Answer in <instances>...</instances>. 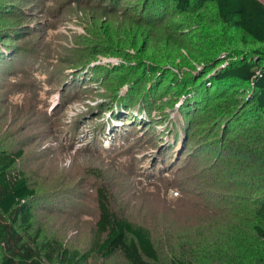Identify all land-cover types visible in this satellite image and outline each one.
Masks as SVG:
<instances>
[{"label": "rangeland", "instance_id": "rangeland-1", "mask_svg": "<svg viewBox=\"0 0 264 264\" xmlns=\"http://www.w3.org/2000/svg\"><path fill=\"white\" fill-rule=\"evenodd\" d=\"M116 1L120 5L111 12ZM134 3L0 0V37L6 36L0 55L10 59L17 49L21 54L0 63V148L24 151L16 168L36 189L34 229L41 227L44 238H57L88 254L97 219L95 191L104 187L117 212L150 230L164 261L173 245L166 235L173 224L199 242L210 240L219 234L217 228H229L230 217L242 215L243 208L251 210L257 197L251 194L254 185L241 177L244 173L209 172L224 157L223 152L217 154L226 125L213 131L210 123L194 126V118L201 123L203 118L197 114L191 119L193 110L187 104L195 92L213 90L201 64L208 61L207 48L215 44L225 66L231 53L226 47L237 46L197 15L177 14L171 0L148 10L153 15L154 9H161V21L149 26L142 21L140 26L141 12L131 11ZM148 14L142 19L148 20ZM175 27L181 29L173 34ZM163 41H169L170 48L147 51L149 43ZM126 68L127 79L118 74ZM117 76L125 80L121 85L114 83ZM191 78L195 87L185 93ZM235 95L223 101L241 98ZM240 115L232 126L243 120ZM183 143L182 156L172 159L171 150H180ZM169 158L176 167L161 174ZM209 191L216 195L214 201L207 199ZM253 222L244 226L248 235ZM121 262L119 256L90 254L86 264Z\"/></svg>", "mask_w": 264, "mask_h": 264}, {"label": "trees", "instance_id": "trees-1", "mask_svg": "<svg viewBox=\"0 0 264 264\" xmlns=\"http://www.w3.org/2000/svg\"><path fill=\"white\" fill-rule=\"evenodd\" d=\"M171 2L177 14L197 15L217 35L228 36L230 44L235 43L237 46L226 47L231 53L228 54L230 61L225 66L223 59L218 58L220 51L213 48L215 44L207 48L208 61L201 64L204 74L210 77L213 90L207 89L203 94L195 92L187 104L193 110L191 119L197 114L203 118V123L194 121V118V126L214 124L213 129L211 126L209 130L213 131L222 124L226 125L223 136L218 139L217 154L222 155L223 152L224 157L221 161L220 158L217 160L220 163L219 167L213 166L209 168V172L216 171L215 176L222 172L229 176L238 171L244 173L241 176L244 177L243 180H248L254 185L251 194H256L257 198L253 208L247 212L244 208L241 209L242 215L237 213L226 221L231 225L225 232L217 228L215 232L219 234L213 239L211 236L210 240L206 237L203 242H199L186 228L183 230L173 224V228L169 227L166 233L173 245L168 259L162 261L150 230L117 212L107 190L104 187L97 188L95 191L97 219L90 232L89 252L81 254L76 247L72 249L65 246L57 238H44L41 227L34 229V202L38 197L37 192L30 185L26 173L16 168L24 151L22 148L15 151L0 148V264H86L90 254L102 259L119 256L122 259L120 264H264V3L260 0H171ZM152 4L164 6L163 0H135L132 5L136 7L131 9L133 13L141 12L138 20L140 26L142 21L144 25L149 26L162 20V15L158 16L161 9H154L153 15L148 14ZM115 5L109 8L111 12L118 9L120 3L116 1ZM144 12L150 16L148 20L142 19ZM179 29L181 28L175 27V30L171 28L173 34ZM198 29L202 30L201 27ZM133 32L145 33L137 30ZM2 38L0 37V43L4 45ZM106 38L113 41L110 34L106 35ZM134 38L137 39L135 36ZM133 42L126 46L131 47ZM216 42L217 40L213 41ZM148 46L150 47L147 51L160 47L167 50L171 45L169 41H163L162 44L155 42L149 43ZM20 55L18 49L13 51L10 59H4L0 55V63L4 62L2 60H6L5 63L12 62ZM166 58L169 59L164 57ZM124 70L118 73L114 69L113 73H122L121 76L127 79V76H130L128 74L130 69ZM122 77L117 76L114 83L121 85L125 81ZM195 84V79L191 78L188 86L190 88L187 87L185 93H189L186 92L188 89L189 91L194 89ZM239 93L241 98H233L228 104L223 101L226 96L235 97V94ZM237 114H241L243 120L232 126L230 122ZM127 120L130 121L129 118ZM189 121L190 117H187L188 125ZM131 124L136 125V122ZM229 126L231 128L228 131ZM185 128L190 132V128ZM223 137L225 141H222ZM182 147L184 149V143L180 150H171L172 159L182 156L180 152ZM166 162L170 164L164 170L161 169L163 170L160 171L161 174L176 167L171 158ZM219 191L225 193L230 190L221 188ZM205 195L207 199L209 197L213 201L216 197L210 191L205 192ZM235 219L239 223L233 222ZM243 219H246V222L254 221L250 227V235L247 234V229L244 230L246 222L243 223Z\"/></svg>", "mask_w": 264, "mask_h": 264}]
</instances>
